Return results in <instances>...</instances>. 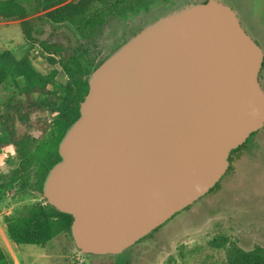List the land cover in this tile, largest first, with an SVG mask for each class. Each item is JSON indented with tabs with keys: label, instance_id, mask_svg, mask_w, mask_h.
I'll return each mask as SVG.
<instances>
[{
	"label": "water",
	"instance_id": "water-1",
	"mask_svg": "<svg viewBox=\"0 0 264 264\" xmlns=\"http://www.w3.org/2000/svg\"><path fill=\"white\" fill-rule=\"evenodd\" d=\"M264 51L218 0L160 18L88 79L43 185L82 255H118L205 197L264 128Z\"/></svg>",
	"mask_w": 264,
	"mask_h": 264
},
{
	"label": "rangeland",
	"instance_id": "rangeland-1",
	"mask_svg": "<svg viewBox=\"0 0 264 264\" xmlns=\"http://www.w3.org/2000/svg\"><path fill=\"white\" fill-rule=\"evenodd\" d=\"M25 1V0H24ZM80 0H65L75 4ZM206 0H154L150 10L147 2L132 13L110 18L94 39H82L72 25H60L48 19V12L40 9L35 0L25 1L28 14L24 19L0 20V53L9 51L17 59L28 57L34 68L48 74L58 69L54 91H61L67 77L58 65L51 66L49 55L33 44L25 35L31 30L34 39L59 43L69 48L81 45L96 49L91 56L97 62L119 49L139 30L192 4ZM229 5L246 32L264 51V0H218ZM120 46V47H119ZM119 47V48H118ZM264 83V68L262 70ZM264 89V85H262ZM8 96L0 88V108ZM53 116L49 117L52 120ZM243 158L233 163V170L221 180V189L209 193L168 222L160 229L131 247L122 256L121 264H220L224 249L218 244L228 240L246 251L264 248V128L249 139ZM247 147V146H246ZM11 147L0 145V173L6 172L5 161L13 157ZM43 197L32 190L11 187L0 203V244L11 264H117L116 257L88 258L82 255L69 234H61L45 247L18 246L9 238L4 218L20 207L42 201ZM4 234V236H3ZM127 258V259H126Z\"/></svg>",
	"mask_w": 264,
	"mask_h": 264
},
{
	"label": "trees",
	"instance_id": "trees-1",
	"mask_svg": "<svg viewBox=\"0 0 264 264\" xmlns=\"http://www.w3.org/2000/svg\"><path fill=\"white\" fill-rule=\"evenodd\" d=\"M25 1L0 0V20L24 19L28 14ZM153 1L80 0L63 5L65 0H35V4L49 11L47 15L51 22L72 25L82 39L92 40L110 18L128 15L142 3L149 5ZM24 31L29 41L40 44L48 53L51 66L61 67L67 82L61 91H54L50 86L56 84L57 68L48 74L40 73L28 57L17 59L9 51L0 53V88L4 87L8 96L0 108V145L2 149L11 147L14 152V156L5 161L6 172L0 173V203L13 186L39 193L42 201L20 207L5 216L4 222L9 238L16 245L45 247L61 234L71 236L73 217L59 212L47 202L43 194L44 181L61 160L59 145L62 139L80 117V105L89 92V76L117 49L97 62L91 57L96 49L51 44L34 39L28 28ZM51 116L52 120L49 119ZM245 148L246 144L231 153V163L240 158ZM232 170L233 166L229 172ZM220 189L218 183L210 193ZM218 246L224 249L220 264H264L263 247L246 251L236 243L228 245L226 238ZM128 250L118 255L87 257H116L119 258L117 264H121L126 256L121 258ZM0 264H11L1 245Z\"/></svg>",
	"mask_w": 264,
	"mask_h": 264
},
{
	"label": "flooded vegetation",
	"instance_id": "flooded-vegetation-1",
	"mask_svg": "<svg viewBox=\"0 0 264 264\" xmlns=\"http://www.w3.org/2000/svg\"><path fill=\"white\" fill-rule=\"evenodd\" d=\"M207 1H208V0H206L204 3H206ZM153 2H154V1H153ZM153 2H152V3H153ZM152 3H150V4H152ZM150 4H149V5H150ZM153 4H154V3H153ZM149 5H147V7H141V9H142V8H143V9H148V6H149ZM148 10H150V7H149ZM135 11H137V10H135ZM143 29H144V28H142L141 30H143ZM141 30H139L138 32H140ZM263 68H264V64H263ZM263 68H262V70H263ZM261 74H262V71H261V73H260V83H261V86H262V85H264V83H263V80H262V76H261ZM262 88H263V87H262ZM261 130H262V129H261ZM245 144H248V141H247ZM242 146H243V145H242ZM246 146H247L246 148H248L249 145H246ZM243 156H244V155H243V153H242V155L240 156V158L237 159L236 161L241 160V159L243 158ZM230 162H231V161H230ZM234 162H235V161H234ZM234 162H233V163H234ZM233 163H231L230 168H231V166L233 165ZM230 168H229V170H230ZM229 170H228L227 174L229 173ZM227 174H226V175H227ZM226 175H225V176H226Z\"/></svg>",
	"mask_w": 264,
	"mask_h": 264
},
{
	"label": "crops",
	"instance_id": "crops-1",
	"mask_svg": "<svg viewBox=\"0 0 264 264\" xmlns=\"http://www.w3.org/2000/svg\"><path fill=\"white\" fill-rule=\"evenodd\" d=\"M3 236H4V234H3ZM1 245V244H0Z\"/></svg>",
	"mask_w": 264,
	"mask_h": 264
}]
</instances>
